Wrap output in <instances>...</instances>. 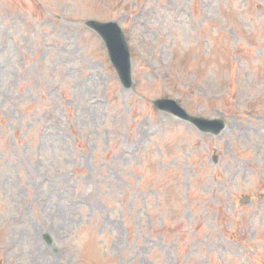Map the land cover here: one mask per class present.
Instances as JSON below:
<instances>
[{
	"label": "rangeland",
	"instance_id": "obj_1",
	"mask_svg": "<svg viewBox=\"0 0 264 264\" xmlns=\"http://www.w3.org/2000/svg\"><path fill=\"white\" fill-rule=\"evenodd\" d=\"M87 19L122 28L131 88ZM52 259L264 264V0H0V264Z\"/></svg>",
	"mask_w": 264,
	"mask_h": 264
},
{
	"label": "water",
	"instance_id": "obj_2",
	"mask_svg": "<svg viewBox=\"0 0 264 264\" xmlns=\"http://www.w3.org/2000/svg\"><path fill=\"white\" fill-rule=\"evenodd\" d=\"M85 25L94 30L105 43L110 61L115 67L119 79L125 88L131 86L130 56L124 35L116 22H100L87 20ZM154 105L159 109L171 111L181 117L190 119L198 128L203 131L217 133L222 127L221 122L216 120H206L202 118L190 117L179 108L173 101L159 99L154 101Z\"/></svg>",
	"mask_w": 264,
	"mask_h": 264
},
{
	"label": "bare ground",
	"instance_id": "obj_3",
	"mask_svg": "<svg viewBox=\"0 0 264 264\" xmlns=\"http://www.w3.org/2000/svg\"><path fill=\"white\" fill-rule=\"evenodd\" d=\"M17 205L18 206H17L16 210L18 212L16 213V211L14 210L13 212L8 213V215H9V219H11V217L13 216L14 220L19 222V221H22L25 216L23 215L22 203H17ZM6 242H7V244H6ZM11 245H12V243L10 241H5L3 243V248L7 250V249H9V246H11ZM53 262H54V259H52V264H53Z\"/></svg>",
	"mask_w": 264,
	"mask_h": 264
}]
</instances>
